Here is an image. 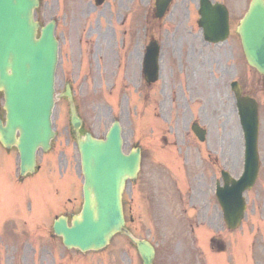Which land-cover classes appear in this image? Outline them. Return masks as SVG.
<instances>
[{"label": "rangeland", "instance_id": "374dc122", "mask_svg": "<svg viewBox=\"0 0 264 264\" xmlns=\"http://www.w3.org/2000/svg\"><path fill=\"white\" fill-rule=\"evenodd\" d=\"M181 1L177 0L173 16L167 20V28H173L182 21L180 29L186 33V38L195 48L194 55L188 61L176 55L164 58L161 63L162 79L158 86H146L140 80V69L133 68L126 84L114 87L103 85V94L99 92L95 96L93 91L99 87L97 85L81 86L84 89L81 97L82 114L86 120L83 130H90L103 137L116 116L123 123L126 151L134 145H141L143 148L142 171L126 194L125 214L127 226L134 235L147 238L157 246L155 264H206L208 250L204 243L198 241L197 228L193 229L190 224L193 220L190 218H195L198 211L191 209L189 197L191 193L196 195L202 189L203 193L208 194V198L210 194L213 196L214 177L221 168L229 170L234 176L241 174L244 138L229 84L232 79L237 78L244 91L251 93L255 87L254 80L259 76L247 64L243 52L241 56L237 36L233 35L229 41L218 45L206 43L196 20L198 0L191 4V17L186 16L188 9L181 5ZM223 1L235 11L236 19L249 0ZM36 17L42 25L52 18L57 20L60 45L56 88L57 92L63 90L65 73L68 78L73 77L72 87L78 105V0H41ZM186 25L190 28L187 32ZM92 26L95 29H105L106 24L102 22L99 25L94 19ZM164 45V48L170 49L167 43L164 42ZM198 68L204 69L194 77V71ZM262 82L264 88V78ZM106 90H109V95ZM3 103L4 96L0 92L2 118L5 117ZM193 121H199L207 129V144H200L192 133L190 125ZM54 124L58 130H64L70 124L66 99L57 100ZM263 134L262 126V146ZM65 140L63 138L64 142ZM201 145L206 152L201 151ZM70 146L73 147L72 142ZM70 150H73L70 158L74 161L75 154L79 160V152L74 147ZM172 155L177 163H185L180 156H186L190 161L189 171L181 170L182 165L180 171H177L176 163L165 161L166 164L155 160ZM198 157L202 158L200 166L195 167L192 164ZM55 158L54 168L29 176L27 191H24L23 185H18L20 193L16 208L24 212H9L0 217V264H143L136 248L120 233L100 251L81 253L75 249L68 250L63 245L61 237L53 232V221L58 213L78 209V193L67 195L76 202V206L67 203L61 209V206L54 205L58 198L54 185L61 183L64 175L75 178L69 165L58 162L57 155ZM3 159L0 163V202L2 201L3 210L0 205V211L8 207L7 198L15 193L17 187L14 182L18 159L15 154L7 151H3ZM47 159L46 155L40 153L39 163L44 166ZM262 164V171L254 188L245 194L248 210L241 230L247 248L238 264H264V256H252L251 245L252 227L257 220L255 210L264 204V159ZM60 188L64 186L61 185ZM143 188L146 189L145 192L142 191ZM144 193L147 195L146 200L142 197ZM27 197L32 204L42 208L25 212L28 210ZM210 202L205 208L209 216L203 217L200 213V220H204L203 226L206 228L200 224L203 228L201 231L206 232L208 227L214 225L216 230L210 227V234L217 231L224 237L225 235H221L225 231L220 229L221 219L215 196ZM52 205V209L46 208ZM258 211L260 212L259 209ZM263 215V212L258 214V220L262 223ZM230 236L227 232L228 239ZM212 257L210 256V264L212 261L216 262ZM228 258L229 256H225V264Z\"/></svg>", "mask_w": 264, "mask_h": 264}, {"label": "water", "instance_id": "95a60500", "mask_svg": "<svg viewBox=\"0 0 264 264\" xmlns=\"http://www.w3.org/2000/svg\"><path fill=\"white\" fill-rule=\"evenodd\" d=\"M170 1H158L159 15H163ZM38 5L39 0H0V90L4 91L7 111L5 125L0 119V140L7 147H18L22 174L34 171L38 148L47 150L54 136L51 117L58 41L54 35L55 21L44 26L37 38L39 22L34 20V9ZM200 12V25L207 39H224L227 16L221 5L203 0ZM240 34L248 62L264 74V0H253ZM153 59H148L146 64L149 80L157 76L155 53ZM234 88L245 133L246 167L239 180L231 181L227 177L226 187L217 192L225 218L232 227L240 223L244 214L242 192L253 185L259 169L257 110L249 97H241L238 86ZM72 116L78 129L80 120L73 103ZM194 129L199 132L196 126ZM198 134L204 139V132ZM122 145L119 121L113 123L105 140L91 134L79 139L84 173L83 209L73 216L72 226L66 217L59 218L54 225L55 232L63 236L69 248L100 249L116 232L123 230L122 193L126 179L137 176L140 150L125 154ZM134 241L144 263L153 264V247L144 240Z\"/></svg>", "mask_w": 264, "mask_h": 264}, {"label": "flooded vegetation", "instance_id": "af4514ba", "mask_svg": "<svg viewBox=\"0 0 264 264\" xmlns=\"http://www.w3.org/2000/svg\"><path fill=\"white\" fill-rule=\"evenodd\" d=\"M181 2V5L189 11L190 4L194 0H182ZM155 3L156 0H105L98 4L97 0H78V86L80 93L83 85L124 84L128 82L132 68L141 70V80L144 81L143 64L147 48L152 42L158 47L160 68L162 60L167 56L176 55L188 61L194 55L193 44L189 43L186 33L180 29L182 21H179L173 28L164 27L167 19L173 16L172 11L176 4L173 3L165 17L160 19L155 17ZM188 11H186L187 17L191 14ZM94 19L99 25L105 22V29L93 28ZM164 42L170 46V49L164 48ZM160 80L161 75L158 81L150 83L149 86L159 85ZM258 82L259 80H256L254 84L253 96L258 101L259 109H262L264 95L261 93L264 92V88ZM82 107L78 96V110L80 111ZM66 132L68 134L66 145L69 146L73 136L69 127H66ZM62 136V132L58 133L57 139ZM61 144H63L62 141ZM142 191L145 192L146 189L143 188ZM142 197L146 200L147 195L144 193ZM207 200L208 194L203 193V189L196 195L191 193L189 197L191 209L198 211V215L192 218L196 224H205L204 220H200V213L203 217L209 216L205 212L208 205ZM210 242L213 247L217 244L223 249L224 241L221 237H212ZM252 250V256H264V227L262 229L257 221L253 225Z\"/></svg>", "mask_w": 264, "mask_h": 264}]
</instances>
